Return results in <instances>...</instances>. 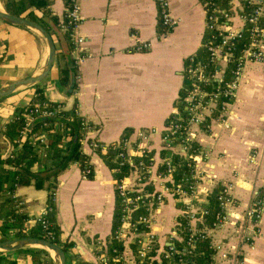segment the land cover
I'll use <instances>...</instances> for the list:
<instances>
[{
	"label": "crops",
	"instance_id": "1",
	"mask_svg": "<svg viewBox=\"0 0 264 264\" xmlns=\"http://www.w3.org/2000/svg\"><path fill=\"white\" fill-rule=\"evenodd\" d=\"M17 1L0 0V12H7L5 4ZM76 1L82 17L79 31L84 37L77 87L70 94L59 87L55 62L40 84L48 102L61 103L65 110L75 108L90 125L80 147L89 156L93 178L84 177L75 163L69 165L57 177L53 200L62 231L60 242L69 244L67 264H97L100 246L113 231L116 195L111 169L89 143L112 144L127 135L129 144L139 143L149 150L153 170L158 168L164 155L161 134L179 103L185 61L201 47L205 13L197 0H169L171 14L179 22L169 32H162L156 0ZM51 2L52 13L61 18L66 0ZM33 13L41 15L38 10ZM234 24L239 27L242 22L234 18ZM145 41L150 48L136 51ZM48 54L47 41L38 31L0 18V89L39 74ZM71 54L74 57L76 52ZM32 86L0 98V155L11 149L4 125L17 107L29 102ZM228 121L225 126L212 119L208 129L195 128L207 153V158L199 160V168L205 172H201L198 194L187 199L167 195L153 213L151 230L163 249L183 217L186 202L198 210L207 208L208 193L221 185L228 188L233 203L221 226H204L214 248L209 264H264V62L246 63ZM142 129L156 133L140 140L137 132ZM40 168L34 165L35 170ZM13 197L27 217L29 232L46 208L49 193L28 184L17 187ZM254 205L261 206L259 217L248 215ZM2 216L1 212L0 224ZM199 224L193 222L196 227ZM11 238H16L12 232L5 237L0 231V240ZM175 239H180L179 234ZM131 246L125 244V254H132ZM22 248L43 249L24 246L0 254L15 264H55L51 251L36 254Z\"/></svg>",
	"mask_w": 264,
	"mask_h": 264
},
{
	"label": "built area",
	"instance_id": "2",
	"mask_svg": "<svg viewBox=\"0 0 264 264\" xmlns=\"http://www.w3.org/2000/svg\"><path fill=\"white\" fill-rule=\"evenodd\" d=\"M197 1L205 13L206 36L201 45L206 48L208 55L206 59H198L194 53L185 61L183 74L189 82L181 98L182 108L175 109L161 134L163 151L167 154L163 155L158 168L153 170V156L149 154L147 157L149 150L139 143L129 144L127 135L112 144H101L97 141L89 143V147L96 153L106 152L109 147L117 149L114 158L121 159L123 164L129 166L128 173L114 183L118 201V224L109 241L101 244L97 264H187L184 256L195 249L198 239L207 238L204 226L199 229L193 225L197 220L201 223L199 214L206 213V208L195 209L187 201L183 211L184 227L188 230L186 238L181 236V223L177 221L168 244L161 249L157 236L151 230L153 213L167 195L187 199L198 194L201 172H205L199 168V160L207 158V153L198 142L195 128L208 129L212 119L228 126L230 105L246 63L264 62V0ZM156 4L159 23L165 32H169L179 19L171 14L169 0H156ZM63 18L60 30L66 34L73 47L72 51L76 52L73 58L78 66L84 60V54L80 50L84 37L79 31L82 17L76 0H66ZM234 18L242 22L241 26H235ZM244 36L246 41L239 48V41ZM150 45L149 41L141 42L135 50L144 51ZM60 110H63V106L51 105L47 101L29 104L18 142L25 139L36 118L53 116ZM89 129L90 125L81 117L80 143ZM137 133L142 140L155 134L156 130L142 129ZM47 136V131L43 129L33 136V142L44 143ZM45 148L41 149L43 156ZM175 155L179 158L177 161H174ZM183 164L186 171L180 173L178 169ZM88 172V169L82 172L83 176L86 177ZM152 172L157 173L153 175ZM217 199L219 211L216 221L210 226L212 228L221 226L227 220V207L233 203L228 188L224 186H221ZM260 208V205H254L248 210V215L259 217ZM45 212L46 208L38 220ZM41 222L46 227V223ZM177 234L179 240L175 239ZM180 240H184L182 247L175 245ZM127 242L133 248L131 255L124 251Z\"/></svg>",
	"mask_w": 264,
	"mask_h": 264
},
{
	"label": "trees",
	"instance_id": "3",
	"mask_svg": "<svg viewBox=\"0 0 264 264\" xmlns=\"http://www.w3.org/2000/svg\"><path fill=\"white\" fill-rule=\"evenodd\" d=\"M51 0H19L17 2L5 4L6 11L14 16H23L34 22H38L53 38L56 53L55 66L57 74V83L59 87L68 89L72 86V91L77 87L78 69L74 63L72 56L73 47L70 44L66 34L60 30V25L64 21L63 15L61 18L54 15L51 11ZM33 10L40 11V16H35ZM165 32L164 29H160ZM245 35V34H244ZM206 34L203 35V40ZM202 40V44L203 41ZM246 41L244 36L239 41V48ZM198 59H206V48L201 45L195 53ZM229 68V66H228ZM188 78L183 74V86L181 94L178 98L177 108L180 110L181 98L183 97L188 83ZM33 92L29 102L17 107L11 118L6 122L3 129V134L11 143V149L5 155H0V213L2 212V222L0 231L3 235L13 237L32 236L50 241L53 244L60 246L63 251L69 248V244L60 242L61 229L59 227L56 213L57 209L53 200L54 189L57 185V177L59 173L65 170L69 165L75 163L81 172L86 173V178L92 179L94 170L89 161V156L80 149L81 117L76 114L75 108L71 110H60L53 116L38 117L33 121L29 132L22 142L20 139L21 130L26 119L29 104L40 103L47 101L44 95V89L40 82L34 84ZM48 102V101H47ZM50 103V102H49ZM51 105H61V103H50ZM168 118L167 120H169ZM172 119V118H171ZM48 133L44 143L37 144L33 142V136L42 130ZM124 136V135H123ZM42 147H46L42 154ZM117 149L109 147L106 152H99L104 163L112 171L114 183L128 173L129 166L123 164L121 159H115ZM150 153H147V157ZM163 154H167L166 151ZM179 158L175 155L174 161ZM41 165L39 170L34 169V165ZM186 167L181 165L178 172H185ZM32 184L36 188H45L48 193V202L46 212L40 220H37L33 226L26 230L25 221L27 217L19 211L17 202L13 197L15 189L19 186ZM221 189V185H215L207 195L208 206L205 209L206 213L199 214L201 223L197 226L199 229L205 225L211 226L216 221V214L219 211L217 196ZM116 195V189H115ZM113 219V229L118 224V201L115 200ZM46 223L43 227L42 222ZM181 225V236L186 238L188 230L185 225V217H180L178 220ZM4 239H1L2 241ZM184 240L176 241L175 245L182 247ZM27 252L44 253L43 249L35 250L32 248H22ZM213 248L210 245L208 238L198 239L195 249L186 254L184 258L188 261L187 264H208L211 261ZM0 264H15L14 261L5 259L0 254Z\"/></svg>",
	"mask_w": 264,
	"mask_h": 264
},
{
	"label": "water",
	"instance_id": "4",
	"mask_svg": "<svg viewBox=\"0 0 264 264\" xmlns=\"http://www.w3.org/2000/svg\"><path fill=\"white\" fill-rule=\"evenodd\" d=\"M0 18L7 20L11 23H14V24L27 26L32 29H35L46 39L48 47H49L48 59H47L44 70H42L37 75L29 76L28 78L20 82L11 84L10 86L0 89V98H2L4 96H7L13 93L19 88L26 87V86H32L42 81L52 68V65L55 59L56 48H55L53 38L42 27L40 23L26 19L23 16H14L7 12H0ZM71 92H72V86L68 88V93L70 94ZM24 246H38L45 250L51 251L54 254L55 264H67L65 252L60 246L53 244L48 240L37 238V237H32V236L16 237V238H11L8 240L0 241V253L6 250L17 249V248H21Z\"/></svg>",
	"mask_w": 264,
	"mask_h": 264
}]
</instances>
